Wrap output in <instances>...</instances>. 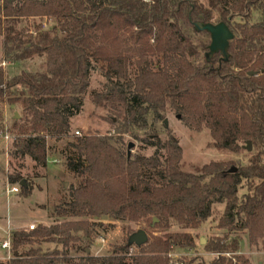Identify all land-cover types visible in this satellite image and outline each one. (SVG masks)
<instances>
[{"label": "trees", "instance_id": "trees-1", "mask_svg": "<svg viewBox=\"0 0 264 264\" xmlns=\"http://www.w3.org/2000/svg\"><path fill=\"white\" fill-rule=\"evenodd\" d=\"M36 18L52 25L16 30V20ZM220 23L233 35L227 59L217 53L207 60L209 41L195 37L209 35L194 24ZM0 37V63L41 60L39 69L11 78L0 66V107L22 110L12 122L14 159L46 167L47 143L71 136V119L82 109L93 73L104 81L92 102L109 115L116 136H71L65 167L78 184L53 209L51 226L13 232V257L0 264H126L127 257L129 264H171L175 248L195 244L187 233L164 231L198 229L215 205H224L218 225L226 234L207 242L205 252L236 253L239 237L230 239L232 233L264 246V0H2ZM167 111L191 129H207L220 150L238 154L250 142L255 153L239 168L211 162L188 173L180 169V147L152 135L140 140L155 149L150 157H127L123 135L148 130ZM22 181L17 173L8 178ZM20 189L23 197L31 193L27 182ZM102 218L164 233L141 247L130 246L127 237L107 256H68V249H86L76 245L89 247ZM39 242L66 252L17 255L20 246ZM209 264L232 263L218 256Z\"/></svg>", "mask_w": 264, "mask_h": 264}, {"label": "rangeland", "instance_id": "rangeland-1", "mask_svg": "<svg viewBox=\"0 0 264 264\" xmlns=\"http://www.w3.org/2000/svg\"><path fill=\"white\" fill-rule=\"evenodd\" d=\"M205 2V0H199ZM2 0H0V6ZM43 23V28H48L52 25L51 21L45 19H20L16 20V30L22 29L25 32H33L34 28ZM195 39L200 42H207L209 38L204 36H196ZM2 48V38L0 37V57ZM41 60H34L32 62L19 65H5L4 70L8 78L19 74L22 70L33 71L39 69ZM104 79L98 73H93L90 77L88 93L83 99L82 109L79 114L71 119L70 135L79 136L84 135H110L112 140L116 139L114 129L108 122L109 115L100 107H96L92 102V94L101 88ZM17 114L18 117L22 115V110L18 105H3L0 107V130L5 128L8 130L9 136L12 140V122ZM164 119L167 120V128L162 124V121L156 122L150 126L146 131L135 130L132 133L123 135L121 149L127 155L150 157L154 153V148L147 147L141 143V139L155 135L162 143L177 144L181 149L180 169L184 172H193L195 168H200L211 162H224L232 168H239L245 166L249 158L255 151L247 152L245 144L243 149L238 154H232L217 148L207 129L194 130L189 128L180 114L173 111H167L163 114ZM64 138L61 142H48V157L46 167L35 166L29 158L14 159L11 155L12 141L4 144L0 140V244L5 239L6 221L9 223L13 232H30L28 227L34 225L35 229L38 226L49 227L53 224V209L58 206L63 199H67L69 187L76 186L79 179L68 173L65 167V158L68 152L65 145L72 141V137ZM133 144L131 149L128 145ZM162 154V151H160ZM129 156V157H130ZM17 173L22 177L24 182L31 188V193L27 197L21 195V189L17 194H5L8 186H15L10 184L8 178ZM22 181V182H23ZM246 193L245 184L239 189L238 197L240 198ZM224 205H215L212 208V214L208 220L202 223L198 229L189 230L178 226H172L165 233H187L189 234L195 244V247L189 249L175 248L169 258L171 264H209L211 261L221 256L226 261H231L232 264H242L238 259L240 257L247 260V264H264V246L259 241L257 246H250L247 235L245 234H230L232 239L239 237V250L236 253H223L220 255L211 254L204 251V246L213 238L222 237L226 234V230L220 229L218 222L222 217ZM103 227L95 229V236L90 241L87 247L86 243L76 245V247L86 248L75 251L68 249L67 255L72 258L83 256L101 257L109 255L113 248L122 246L129 232H136L140 229L146 232L147 237L151 235L155 237L161 236L164 232L160 228L150 229L146 227L143 229V224H130L124 221H110L106 218L98 221ZM203 240V242H201ZM31 249H39L41 254H50L57 251L59 254L66 252L61 245L56 243H32L20 246L16 253L23 256ZM13 257V250L7 252L0 249V262H6ZM59 258L61 255L58 256ZM130 263V258H126V264Z\"/></svg>", "mask_w": 264, "mask_h": 264}, {"label": "water", "instance_id": "water-1", "mask_svg": "<svg viewBox=\"0 0 264 264\" xmlns=\"http://www.w3.org/2000/svg\"><path fill=\"white\" fill-rule=\"evenodd\" d=\"M194 28L198 32H206L209 35V46H208V53L206 54L207 60L210 59V57L214 54H220V56L226 60L227 59V49L229 42L233 39L232 33L229 31V29L226 27L225 24L220 23L216 25L211 24H194ZM249 76L256 75V73H248ZM15 117H18L17 114H15ZM162 124L165 128H167V120L164 119L162 121ZM133 147V144L128 145V149H131ZM245 149L247 152L251 151V144L250 142H247L245 144ZM129 152L127 153V157H129ZM234 171V169L232 170ZM19 186H23V182L19 183ZM156 222L155 219H153V223ZM148 241L147 235L143 230H138L131 234L128 237V244L130 246L134 247H141L145 245ZM203 242V240H201Z\"/></svg>", "mask_w": 264, "mask_h": 264}, {"label": "built area", "instance_id": "built-area-1", "mask_svg": "<svg viewBox=\"0 0 264 264\" xmlns=\"http://www.w3.org/2000/svg\"><path fill=\"white\" fill-rule=\"evenodd\" d=\"M1 67H5L4 63H0ZM2 130H0V140L4 142V144H7L12 141L11 137L9 136L8 130L3 126ZM75 136H79V133H75ZM20 191V186L19 184H16L15 186H8L7 189L5 190V194L8 195L10 193L12 194H17ZM10 222L6 221V229H5V239L1 242L0 244V249L5 250L7 252H10L12 250V239H13V231L12 228L9 224ZM29 231H33L35 229L34 225H30L28 227ZM131 251V250H130Z\"/></svg>", "mask_w": 264, "mask_h": 264}, {"label": "crops", "instance_id": "crops-1", "mask_svg": "<svg viewBox=\"0 0 264 264\" xmlns=\"http://www.w3.org/2000/svg\"><path fill=\"white\" fill-rule=\"evenodd\" d=\"M58 143V142H57ZM48 144V143H47ZM54 145H56V142H54V144H53V146L52 147H54ZM9 222L10 223H12V221L11 220H9Z\"/></svg>", "mask_w": 264, "mask_h": 264}]
</instances>
